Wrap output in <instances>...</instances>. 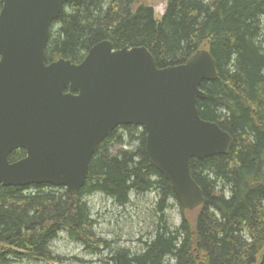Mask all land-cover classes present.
<instances>
[{"label":"trees","instance_id":"16d2710c","mask_svg":"<svg viewBox=\"0 0 264 264\" xmlns=\"http://www.w3.org/2000/svg\"><path fill=\"white\" fill-rule=\"evenodd\" d=\"M2 7L0 2V12ZM104 41L116 50L147 48L159 69L209 51L218 78L201 87L207 98L199 102L200 115L233 137L232 151L191 162L205 197L194 219L150 162L147 134L135 126L118 128L99 146L74 198L49 186L0 185V264L23 257L51 260L50 244L60 233L87 249H107L105 241L95 240L85 197L101 194L126 207L132 193L150 192L159 196L155 236L140 253L120 249L103 264H264V0H168L160 21L152 8H135V0H77L65 5L52 27L46 63L79 65ZM115 146L126 149L114 154ZM25 157L19 150L10 161ZM169 201L181 211L177 228L168 225Z\"/></svg>","mask_w":264,"mask_h":264},{"label":"water","instance_id":"95a60500","mask_svg":"<svg viewBox=\"0 0 264 264\" xmlns=\"http://www.w3.org/2000/svg\"><path fill=\"white\" fill-rule=\"evenodd\" d=\"M77 0H0V185L49 186L71 198L85 186L99 146L119 127L146 132V153L180 206L194 212L205 197L193 160L231 153L234 139L201 118V87L218 78L207 50L159 69L145 48L94 46L85 60L46 63L50 32ZM19 150L26 157L11 162Z\"/></svg>","mask_w":264,"mask_h":264},{"label":"rangeland","instance_id":"374dc122","mask_svg":"<svg viewBox=\"0 0 264 264\" xmlns=\"http://www.w3.org/2000/svg\"><path fill=\"white\" fill-rule=\"evenodd\" d=\"M167 1L135 0V8L141 6L152 8L155 19L160 21L165 14ZM125 138L126 136L124 140ZM120 149H126V147L115 146L112 153L116 154ZM130 198V204L126 207L116 206L113 200L101 194L84 199L89 204L92 219L95 221V240L105 241L107 249L103 247L99 250L87 249L77 239L69 237L66 233H60L50 244L51 260L36 261L23 257L11 259L10 264H103L111 254L120 249L140 253L145 249V243L150 242L155 236L159 196L157 192L142 196L132 193ZM167 204L169 208L165 213L168 225L177 228L182 223L180 208L174 201H169ZM196 214L197 211L187 212V217L194 219Z\"/></svg>","mask_w":264,"mask_h":264},{"label":"bare ground","instance_id":"6f19581e","mask_svg":"<svg viewBox=\"0 0 264 264\" xmlns=\"http://www.w3.org/2000/svg\"><path fill=\"white\" fill-rule=\"evenodd\" d=\"M235 204V203H234ZM231 208V207H230ZM168 210V209H167ZM231 211V210H230ZM214 219V218H213ZM234 220V219H233ZM232 234V233H231ZM239 234V233H238ZM255 243V242H254Z\"/></svg>","mask_w":264,"mask_h":264},{"label":"flooded vegetation","instance_id":"af4514ba","mask_svg":"<svg viewBox=\"0 0 264 264\" xmlns=\"http://www.w3.org/2000/svg\"><path fill=\"white\" fill-rule=\"evenodd\" d=\"M122 127H125V126H122ZM120 128V127H119Z\"/></svg>","mask_w":264,"mask_h":264}]
</instances>
